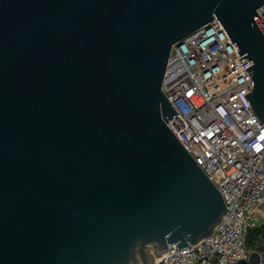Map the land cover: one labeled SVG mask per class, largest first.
<instances>
[{
	"label": "water",
	"instance_id": "water-1",
	"mask_svg": "<svg viewBox=\"0 0 264 264\" xmlns=\"http://www.w3.org/2000/svg\"><path fill=\"white\" fill-rule=\"evenodd\" d=\"M263 3L0 0V264H154L208 238L229 209L167 124L164 74L215 18L264 123Z\"/></svg>",
	"mask_w": 264,
	"mask_h": 264
},
{
	"label": "built area",
	"instance_id": "built-area-1",
	"mask_svg": "<svg viewBox=\"0 0 264 264\" xmlns=\"http://www.w3.org/2000/svg\"><path fill=\"white\" fill-rule=\"evenodd\" d=\"M257 13L264 23V3ZM162 90L177 114L167 121L212 180L229 209L203 241L177 249L154 264H264V249L248 234L264 223V123L245 94L252 77L214 18L172 47Z\"/></svg>",
	"mask_w": 264,
	"mask_h": 264
},
{
	"label": "rangeland",
	"instance_id": "rangeland-1",
	"mask_svg": "<svg viewBox=\"0 0 264 264\" xmlns=\"http://www.w3.org/2000/svg\"><path fill=\"white\" fill-rule=\"evenodd\" d=\"M252 230H255L256 231L258 229H252ZM260 239H263V233L260 230H258L257 232H254V233H253V231L250 230V232L248 234V245L249 246L251 245V246L257 248V246H255L253 244L256 243Z\"/></svg>",
	"mask_w": 264,
	"mask_h": 264
},
{
	"label": "crops",
	"instance_id": "crops-1",
	"mask_svg": "<svg viewBox=\"0 0 264 264\" xmlns=\"http://www.w3.org/2000/svg\"><path fill=\"white\" fill-rule=\"evenodd\" d=\"M264 224V223H263ZM259 228H262L261 232L263 233V239L258 240L253 245L257 246L258 249H264V225L260 226ZM252 229H258V228H252ZM251 248H255L253 246H250Z\"/></svg>",
	"mask_w": 264,
	"mask_h": 264
},
{
	"label": "trees",
	"instance_id": "trees-1",
	"mask_svg": "<svg viewBox=\"0 0 264 264\" xmlns=\"http://www.w3.org/2000/svg\"><path fill=\"white\" fill-rule=\"evenodd\" d=\"M258 230H260V231H261V230H263V229H261V228H258ZM258 230H256V231H255V230H252V229H251V231H253V233H254V232H257ZM252 242H253V241H252ZM250 246H251V245H250ZM243 264H246V263H243Z\"/></svg>",
	"mask_w": 264,
	"mask_h": 264
}]
</instances>
